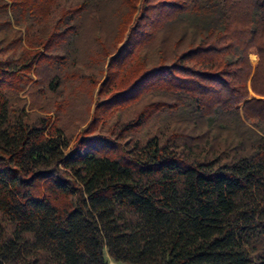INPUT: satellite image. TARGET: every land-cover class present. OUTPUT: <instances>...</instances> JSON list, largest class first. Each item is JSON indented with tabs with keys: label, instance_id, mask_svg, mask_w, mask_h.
<instances>
[{
	"label": "trees",
	"instance_id": "obj_1",
	"mask_svg": "<svg viewBox=\"0 0 264 264\" xmlns=\"http://www.w3.org/2000/svg\"><path fill=\"white\" fill-rule=\"evenodd\" d=\"M109 260L264 264V0H0V264Z\"/></svg>",
	"mask_w": 264,
	"mask_h": 264
},
{
	"label": "rangeland",
	"instance_id": "obj_2",
	"mask_svg": "<svg viewBox=\"0 0 264 264\" xmlns=\"http://www.w3.org/2000/svg\"><path fill=\"white\" fill-rule=\"evenodd\" d=\"M74 144H75V140H73V141L70 142L68 148H67L66 151H65L67 155L70 154V150H71V148L74 146ZM109 264H119V263H114V262H111V261L109 260Z\"/></svg>",
	"mask_w": 264,
	"mask_h": 264
}]
</instances>
